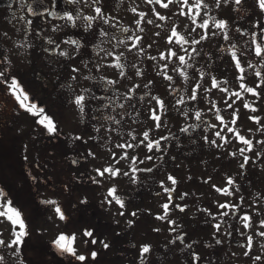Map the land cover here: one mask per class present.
I'll list each match as a JSON object with an SVG mask.
<instances>
[{
	"label": "flooded vegetation",
	"instance_id": "1",
	"mask_svg": "<svg viewBox=\"0 0 264 264\" xmlns=\"http://www.w3.org/2000/svg\"><path fill=\"white\" fill-rule=\"evenodd\" d=\"M146 1L79 0L73 4L70 0H0V72H5L9 81L17 79L28 97L22 107L0 81V161L5 162L6 176L11 177L19 157L20 175L28 186L22 198L12 196L0 182L3 201H11L22 214L28 233L24 241L32 243L37 236L45 258L53 255L61 264H264V236L260 235L264 232V57L255 52L256 42L264 46V11L257 0H241L240 4L203 0L207 7H193L189 12L182 0H174L176 7L170 14L189 17V22L171 27L168 35L175 31L189 43L176 40L172 52L177 57L171 62H181L179 56H186L188 64L196 63V68L186 79L188 90L166 95L169 102L164 103V118L157 111V122L147 114L160 108L153 99L160 100V95L146 90L139 67L148 61L138 52L144 41L125 18L132 12L140 17ZM225 2H233V19L219 29L214 22L226 21ZM194 3L189 0L190 5ZM29 6L35 14L28 11ZM96 7L101 8L103 18L97 16ZM66 13L76 18L75 26L64 18ZM89 16L95 19L91 27H85ZM199 18L200 23L208 22V28L193 25ZM202 35L207 39L201 40ZM136 37L141 39L133 47ZM71 40L79 41L80 48L66 43ZM194 40L200 42L192 43ZM116 56L123 68L115 67ZM109 80L116 83L109 84ZM214 81L223 85L215 88L210 84ZM245 85L254 87L259 95L246 91ZM194 94L196 99H191ZM77 95H85L83 113L74 102ZM231 97L239 100L231 101ZM181 100L183 103L178 102ZM166 113L172 115L168 118ZM45 116L54 122L55 132L47 130ZM217 117H223V122ZM67 122L80 128L74 131L80 139L73 140L75 148L68 155L65 146L70 142L61 136ZM237 133L252 141L251 151ZM25 141L30 142L29 151L17 155L16 145ZM149 142L153 143L151 151L146 146ZM118 144L135 146L122 149ZM50 145L56 164L49 166L50 158L55 159L45 152ZM241 149L245 151L241 153ZM124 152L127 158L121 159ZM245 156L249 157L247 163ZM33 158L46 163L34 164L29 161ZM54 168L59 193L52 186ZM107 168L113 172L119 169V173L104 172ZM66 175L75 183L72 196L70 192L66 195ZM229 178L233 184H228ZM225 188L232 195L217 191ZM111 189H115L113 195H109ZM50 195H58L59 200L47 203ZM165 204L169 206L167 214ZM221 204L238 207L220 208ZM57 207L68 227L54 230L50 214ZM225 212L228 215H223ZM246 215L250 221L243 220ZM7 222L19 231V225L0 216V224ZM246 223L250 226L245 227ZM12 231L11 241L15 238ZM86 231L92 235L87 236ZM61 234L74 235L76 254L90 260L78 261L58 249L54 241ZM144 245L150 246L148 253H142ZM10 247L17 256L18 246Z\"/></svg>",
	"mask_w": 264,
	"mask_h": 264
},
{
	"label": "rangeland",
	"instance_id": "2",
	"mask_svg": "<svg viewBox=\"0 0 264 264\" xmlns=\"http://www.w3.org/2000/svg\"><path fill=\"white\" fill-rule=\"evenodd\" d=\"M164 3H168V2H164ZM175 7H176L175 3L174 4L171 3L168 5L167 8H164L161 6V4L156 3L155 1H152L151 3L149 1H146L143 7V10L141 12L144 14L143 17H141V13L139 17L134 12H132L129 18L127 16L125 17L126 19L129 20V23H133V32L135 34H139L140 36H142V40L144 41L143 47L139 48L138 52L142 57H145L146 59H148L146 66L145 65L139 66L140 68L143 69L142 74H144L145 76L146 90L152 93L155 92L159 94L160 100L163 101V104L166 103L165 106L169 102V98H167L166 95L172 96L171 93L175 90H180V91L182 90V94H183V90L189 89V84L188 86L186 85V79L188 77V74L192 72L193 68L194 67L196 68V65H195L196 63L188 64L186 56H183L184 62L182 63L177 61L174 64L173 62H171V60L173 61V59L177 57V55L172 56L171 52H172V48L177 45L176 40H178V38L172 35H168V33L170 29H172L171 27L179 28L181 25L187 26V22H189V17L182 16V17L176 18L170 14L173 12L172 10H174ZM223 7L225 8V16H226L225 19H226V22L228 23V21L231 20L232 14H233V2H225ZM199 9L201 10V7ZM157 13H159V16L157 15ZM160 16L165 17V19H160ZM149 20L152 21V23H148L147 21ZM195 20L196 18L194 19V22ZM138 21L139 23H137ZM199 21H200V18L198 19V24L195 23L193 25L200 27L202 22L200 23ZM190 25H191V20H190ZM141 29H143V31H141ZM157 33L159 35H157ZM167 36L168 38L167 40H165ZM158 38H162L163 40H160ZM169 38H171V41H172L171 43H169ZM163 42L164 44H162ZM157 44H160L161 46H158ZM155 46H158L156 51L154 50ZM162 54H163V58H162ZM153 57L155 59H153ZM165 65H167V67H165ZM195 73L200 74L202 72L201 71L197 72V70L195 69ZM169 76L176 79L177 82L176 81L174 82L173 80H169L167 78ZM136 81L138 82L137 79ZM219 83L223 85L222 82L217 81L216 82L217 86L215 88L218 87ZM210 84L213 85V82H210ZM209 89H211V91L213 90V88H209ZM171 98L174 99V97H171ZM230 100L238 101L239 99L238 98L235 99L231 97ZM227 103H229V100H227ZM169 105H172V104H169ZM157 111H160L161 116L164 118V107L163 109H160L158 107V109L155 112L156 115L159 114ZM69 113L74 119L75 117L74 113L72 111H70ZM67 114H68V111H67ZM151 115L153 116V113L147 114V116L149 117H151ZM165 115H167V117L169 118L172 115V113L170 114L166 113ZM78 129L80 128H78V126L76 124H73L72 122L71 123L67 122L65 124V133L63 132L62 134L64 137L67 136L65 139L66 141L68 140L70 142V145L66 143V146H65L67 155L68 153H72L75 148V145H73V140L75 141V138H76L74 131L77 132ZM28 146H31L29 141H25L24 144H20V143L17 144L16 145L17 155L23 154L24 152H26L28 149ZM49 149L50 147L45 152L47 153V155L50 154L51 156H54L55 158L54 160L50 158V160L52 161V163L49 164L50 166L52 164L53 165L56 164V161H55L56 154L54 152L52 153V150L50 152ZM30 151H31V148H30ZM29 161L34 164L46 163V161L43 160L42 158H33ZM20 162L21 160L19 159V157H17V170L11 177H9V176H6V173L8 171L4 167L5 162L0 161V182L3 183V185L5 186V189L9 193H11L12 196L20 195V197L24 198L26 196V192L28 191V189H26L28 186H27L25 177L24 176L22 177L20 175V172L23 170V169L20 170ZM69 168L72 169L73 167L69 165ZM55 169L56 168L52 170V175H53L52 186L55 187L54 191L59 193V190L57 189L58 184L56 182V177H58V175H56V172L54 173ZM5 177L7 178V180ZM69 177L70 176H67V175L65 177V186L66 188L69 187V191L66 193V195L70 192L72 196L74 194L75 183H71ZM35 184L36 183H33V185ZM63 185L64 184H62V186ZM49 188H50V185H49ZM72 198L73 197H71V199ZM57 200H59L58 195H52V196L50 195V201L54 202ZM67 201L69 200H66L65 202ZM72 212H73V209L71 211V214ZM57 218L59 217L56 215V211L50 214V220L54 224V230H56L58 226L61 227V229L64 227H68L67 222L65 220L66 217L63 220H61V222H58L59 219ZM56 222L58 223L56 224ZM13 229L14 228H12L11 223L7 222V223L0 224V234H1L0 240L4 241V245H0V256H3L4 258L3 261L0 262V264H9V262L10 264H61V262L56 260V258L53 255H51L49 259L45 258L40 248L42 247L41 245L42 242L36 240L37 236H35V240L32 243L27 239L26 241L23 242V244L20 247L18 246V249H17L18 253H17V256H15L16 254L15 253L13 254L11 252V247H10L11 240H9L11 238V231ZM87 259L90 260L89 257Z\"/></svg>",
	"mask_w": 264,
	"mask_h": 264
},
{
	"label": "snow or ice",
	"instance_id": "3",
	"mask_svg": "<svg viewBox=\"0 0 264 264\" xmlns=\"http://www.w3.org/2000/svg\"><path fill=\"white\" fill-rule=\"evenodd\" d=\"M95 2V0H94ZM149 2L151 3L152 0H149ZM157 3L161 4L162 7L164 8H167L169 4L173 3L174 0H168V3H164L163 0H156ZM234 2L236 4H240L241 3V0H234ZM258 2V5L260 7V9L262 11H264V0H257ZM70 3H73V4H76V3H79V0H70ZM182 4L183 6L185 7H188L189 9V12L192 11V8L193 7H196V8H200L201 6H204V7H207V5H204L203 4V0H195V3L193 5H190L189 4V0H182ZM28 11L30 12H33L34 13V10L29 6L28 8ZM133 11H135V9H133ZM182 13H183V8L181 9ZM95 12L97 14V16L103 18V13H102V10L100 7H96L95 8ZM52 15H56V13H51ZM199 13L197 12V15ZM157 15L159 16V13H157ZM144 14L141 13V17H143ZM68 21L72 22L73 26H75V23H76V18L71 14V13H66L65 14V17ZM95 19V17H92V16H89V17H86L85 20L88 21L89 23H87L85 25V27H91V24L90 22L93 21ZM160 19H165V17L163 16H160ZM195 19V18H194ZM214 19V18H213ZM105 22L107 23L108 21L105 20ZM148 23H152V21H147ZM28 23H31V21H29ZM139 23V21L137 22ZM215 26L219 29H224L227 27V22L226 21H223V20H219V21H215ZM201 28H208V22L205 21L204 23H202L200 25ZM124 31H128V29H124ZM141 31H143V29H141ZM193 31H195V29H193ZM103 35H107V33H102ZM157 35H159L157 33ZM213 35H215V33H213ZM173 36H177L178 37V41L177 42H182V43H189V41L183 36V35H180L179 33L173 31ZM225 38H227V34L225 33ZM129 39H132V37H129ZM140 37H136L135 40H136V43H134L132 46L133 47H136L139 42H140ZM201 40H204V39H207V36L206 35H202L200 37ZM171 38H169V43H171ZM200 41L199 40H194L192 41V43H199ZM66 43H71L73 45H75L77 47V49L80 48V42L79 41H76V40H71V41H66ZM187 51V50H185ZM193 51H195L193 49ZM255 52H256V55L257 56H261V57H264V46L261 45V43L259 42H256V46H255ZM60 55H63V56H66L67 53L66 52H61ZM110 55V53H109ZM171 55L172 56H176L177 53L175 52H171ZM233 56H235V53H233ZM162 58H163V54H162ZM116 59V64H115V67L116 68H123L124 65L121 64L119 61H120V56H116L115 57ZM153 59H155L153 57ZM179 60L181 62H184V57L183 56H179ZM237 64L239 65V60H237ZM99 65L97 66V68L99 69ZM165 67H167V65H165ZM73 71H78V69H73ZM139 74V73H138ZM183 74V73H182ZM257 75H260V73H257ZM169 80L172 79V77H167ZM73 79H75V77H73ZM86 79H90V77H86ZM0 81H3V83H5L7 85V88L8 90L15 96V98L17 99V101L21 104V106L23 107L24 106V101L27 100V94L23 92V89L22 87L20 86V83L17 79H15L14 77L9 81L7 79H5V72H0ZM109 84H115L116 81H112V80H109L107 81ZM262 83H264V80H262ZM213 86H217L215 81L213 82ZM136 87H139V85H137ZM197 88H199L200 86L197 85L196 86ZM246 88V91L248 92H251L253 93L254 95H259L258 92H256V89L254 87H247L246 85L244 86ZM135 89H132V91H134ZM223 91H227V89H223ZM235 95H239V93H235ZM23 97V98H22ZM191 99H196V96L195 94L190 97ZM153 99H156L157 100V103L159 104L160 108L163 109L164 107V104H163V101L159 100V98H153ZM84 101H85V95H77L75 97V104L77 105L79 111L81 113L84 112V107H85V104H84ZM179 103H183V101H178ZM246 107L248 105H245ZM120 107H124V105H120ZM27 110L29 112L32 111L31 107L27 108ZM253 111H255V109H253ZM197 118L200 117V113L197 112ZM110 119H114V118H111L109 117ZM152 118L154 120H156L157 122L160 120V117L157 116L155 114V110H153V116ZM218 119L221 120V122H223V117H217ZM252 119L256 120L257 123L259 122V118L257 117H252ZM44 120H47L48 123H47V130L51 133V132H55L56 131V128H55V125H54V122L52 121V119L50 117H47L45 116L44 117ZM117 123H119V121H116ZM41 123H43V121H41ZM157 127H159V123H157ZM98 130V129H97ZM230 131H233L232 129H229ZM183 131H187V129H183ZM217 135L219 136L220 133L217 132ZM237 136H239V133H237ZM76 139H80V137H76ZM144 139L145 140H148V133L145 132L144 133ZM166 139V138H165ZM223 139V137H222ZM239 139L241 140V142H243L245 145L248 146L247 150L248 151H251V147H252V141L251 140H247L245 139L243 136H239ZM141 143H143V141H141ZM212 143H215V141H213ZM261 143H264V141H262ZM135 145H132V144H118L116 145V147L118 148H131V147H134ZM147 148L149 151L152 150L153 148V143L152 142H149L147 145ZM159 141H155V147L159 148ZM241 153H243L245 151V149H241L240 150ZM233 155H235V153H233ZM124 158H127V152H124L123 155L121 156V159H124ZM147 159H151V157H147ZM249 160V157L245 156L244 157V163H247ZM118 162V161H117ZM244 164H241V167H243ZM133 171H136L135 168H133ZM97 172L100 174V175H103L104 172H109V173H112L113 175H116L119 173V169H117L115 172H113V170L111 168H107V169H104V172H101L99 169L97 170ZM124 175H128L127 172L124 173ZM172 180L173 183H175V180L174 178H169ZM234 181L229 178L228 180V184H233ZM215 187V186H214ZM165 191H171L169 189H165ZM217 191H220V192H223L224 194L226 195H232V192L229 191L227 188L225 189H217ZM115 192V189H111L110 192H109V195H113ZM3 197H4V193L2 190H0V216H7V219L9 221L12 222L13 225H19V231H16L15 228L13 229V235H14V239L11 241V244L10 246H19V245H22L23 242H24V237H26L28 235L27 231H26V224L24 223L23 219H22V214L19 212V210L15 207L12 206L11 204V201H3ZM115 198V197H114ZM116 199V202L118 204H120L121 207H123V202L119 200V198H115ZM47 203H55L53 201H48ZM109 203H111V201H109ZM164 209H165V214H167V210H168V204H165L163 205ZM179 207V206H177ZM220 208H236L238 207L237 205H230V204H221L219 205ZM181 211H183L184 209L183 208H180ZM56 212L59 214V217L60 219H64V215L63 213L61 212V210L59 209V207L56 208ZM133 215H135V213H133ZM223 215H228L227 212L223 213ZM160 219H164V217H159ZM251 217L249 216H244L243 217V220L244 221H250ZM131 223V222H130ZM171 223H175L174 221H171ZM261 224L264 225V221H261ZM250 226L248 223L245 224V227H248ZM216 228L217 230H219L220 228V225L217 224L216 225ZM87 236H91L92 233L89 232V231H86L85 233ZM261 236H264V232L260 233ZM178 239H182V237H178ZM249 239V242L251 241V237L248 238ZM75 240V236L73 235L72 237H68L66 236L65 234H61L55 241V245L57 246L58 249H60L61 251L63 252H66V253H69L71 254L72 256H74L78 261H85L87 259L86 256L84 255H77L76 254V250L75 248L73 247V242ZM95 241H93L94 243ZM219 242V241H218ZM0 245H4V241L3 240H0ZM105 247H108L107 244L104 245ZM150 251V246L148 245H144L142 247V253H148ZM91 257L92 259H95L96 257V253L93 252L91 253ZM3 256H0V262L3 261ZM195 259H199V257H195ZM257 259H259V257H257Z\"/></svg>",
	"mask_w": 264,
	"mask_h": 264
},
{
	"label": "trees",
	"instance_id": "4",
	"mask_svg": "<svg viewBox=\"0 0 264 264\" xmlns=\"http://www.w3.org/2000/svg\"><path fill=\"white\" fill-rule=\"evenodd\" d=\"M51 146V145H50ZM51 149H52V146L50 147ZM9 264H10V262H9Z\"/></svg>",
	"mask_w": 264,
	"mask_h": 264
},
{
	"label": "water",
	"instance_id": "5",
	"mask_svg": "<svg viewBox=\"0 0 264 264\" xmlns=\"http://www.w3.org/2000/svg\"><path fill=\"white\" fill-rule=\"evenodd\" d=\"M61 136H63V135H61ZM75 164H76V161H75Z\"/></svg>",
	"mask_w": 264,
	"mask_h": 264
}]
</instances>
